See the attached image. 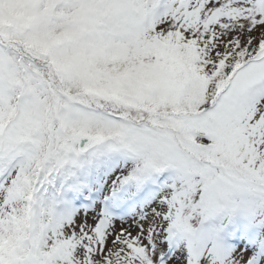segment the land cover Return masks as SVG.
Listing matches in <instances>:
<instances>
[{
    "label": "snow or ice",
    "instance_id": "6c2138e0",
    "mask_svg": "<svg viewBox=\"0 0 264 264\" xmlns=\"http://www.w3.org/2000/svg\"><path fill=\"white\" fill-rule=\"evenodd\" d=\"M0 264H264V0H0Z\"/></svg>",
    "mask_w": 264,
    "mask_h": 264
}]
</instances>
